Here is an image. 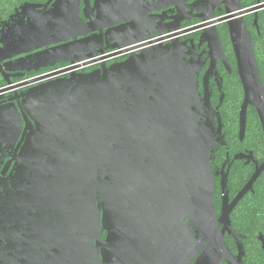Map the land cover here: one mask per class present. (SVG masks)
<instances>
[{
  "label": "water",
  "instance_id": "1",
  "mask_svg": "<svg viewBox=\"0 0 264 264\" xmlns=\"http://www.w3.org/2000/svg\"><path fill=\"white\" fill-rule=\"evenodd\" d=\"M231 36L244 90L241 131L252 106L264 134V84L250 34L240 22ZM195 69L177 52L153 47L28 98L38 126L33 144L52 161L49 206L73 221L46 230L55 249L49 264H192L200 252L194 264H242L223 234L233 235L240 247L229 213L264 163L231 204L222 182L217 218L209 164L212 109L207 91L204 101L198 96Z\"/></svg>",
  "mask_w": 264,
  "mask_h": 264
},
{
  "label": "flooded vegetation",
  "instance_id": "2",
  "mask_svg": "<svg viewBox=\"0 0 264 264\" xmlns=\"http://www.w3.org/2000/svg\"><path fill=\"white\" fill-rule=\"evenodd\" d=\"M234 8L238 12L228 13ZM237 20L250 34L264 84V0H0V264H49L55 249L46 230L73 225L49 206L45 189L52 161L41 158L33 144L38 126L28 98L44 86L103 71L153 47L194 64L198 96L209 95V164L221 216L222 182L231 204L264 163V134L254 107L247 109L244 131L240 126L244 90L231 36ZM263 178L264 170L229 213L240 247L233 235L223 234L242 264H264V218L244 216L247 208H260Z\"/></svg>",
  "mask_w": 264,
  "mask_h": 264
},
{
  "label": "trees",
  "instance_id": "3",
  "mask_svg": "<svg viewBox=\"0 0 264 264\" xmlns=\"http://www.w3.org/2000/svg\"><path fill=\"white\" fill-rule=\"evenodd\" d=\"M260 184L261 185L259 186L258 191H257L260 195L258 196L259 198L256 199V201H259L261 204L260 208L258 210H256L255 206H254V209H248L247 208V210L244 211L245 212L244 216H246L247 218H254L256 216H258V218L259 217L264 218V178ZM245 229L247 231L249 230L246 227H245Z\"/></svg>",
  "mask_w": 264,
  "mask_h": 264
}]
</instances>
